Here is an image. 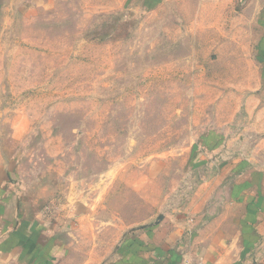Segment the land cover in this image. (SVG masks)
Wrapping results in <instances>:
<instances>
[{"label": "rangeland", "instance_id": "1", "mask_svg": "<svg viewBox=\"0 0 264 264\" xmlns=\"http://www.w3.org/2000/svg\"><path fill=\"white\" fill-rule=\"evenodd\" d=\"M229 31L216 0H0V264H114L164 219L264 260V68Z\"/></svg>", "mask_w": 264, "mask_h": 264}, {"label": "crops", "instance_id": "2", "mask_svg": "<svg viewBox=\"0 0 264 264\" xmlns=\"http://www.w3.org/2000/svg\"><path fill=\"white\" fill-rule=\"evenodd\" d=\"M227 29L229 33L246 37L247 46L244 42V46L238 44L237 48L253 50L264 68V0H216V31L225 34ZM209 206L212 207L210 210L216 207L213 204ZM196 213L201 214L198 210ZM235 223L245 231L251 226L248 220L235 219ZM261 225L264 227V218ZM180 227L176 222L165 219L158 224L152 222L139 226L122 237L115 253H107L106 256L115 258L114 264H180L183 260L192 264H248L246 259L250 254L247 257L241 248L216 242V229L196 237L190 229L192 225L187 226V233ZM190 237L193 238L190 244L184 246ZM259 264H264V260Z\"/></svg>", "mask_w": 264, "mask_h": 264}, {"label": "built area", "instance_id": "3", "mask_svg": "<svg viewBox=\"0 0 264 264\" xmlns=\"http://www.w3.org/2000/svg\"><path fill=\"white\" fill-rule=\"evenodd\" d=\"M180 264H192L189 260H183Z\"/></svg>", "mask_w": 264, "mask_h": 264}]
</instances>
